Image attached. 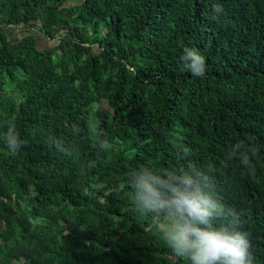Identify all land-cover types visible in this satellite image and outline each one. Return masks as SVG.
<instances>
[{
  "label": "trees",
  "instance_id": "obj_1",
  "mask_svg": "<svg viewBox=\"0 0 264 264\" xmlns=\"http://www.w3.org/2000/svg\"><path fill=\"white\" fill-rule=\"evenodd\" d=\"M70 1L0 0V264H191L135 209L142 167L208 174L264 264V0Z\"/></svg>",
  "mask_w": 264,
  "mask_h": 264
},
{
  "label": "clouds",
  "instance_id": "obj_2",
  "mask_svg": "<svg viewBox=\"0 0 264 264\" xmlns=\"http://www.w3.org/2000/svg\"><path fill=\"white\" fill-rule=\"evenodd\" d=\"M213 11L219 14L222 7L216 4ZM182 60L194 77L204 76L206 60L198 49L185 47ZM96 134L106 135L101 130ZM50 142L66 150L61 141ZM4 143L12 155L21 148L14 125L9 126ZM99 146L106 150L110 144L104 139ZM255 151L237 143L231 146L229 156L248 166ZM131 184L137 211L166 217L162 238L178 257H188L191 264H253L251 239L240 227V213L222 204L205 172L189 167L161 173L142 167L132 174Z\"/></svg>",
  "mask_w": 264,
  "mask_h": 264
},
{
  "label": "rangeland",
  "instance_id": "obj_3",
  "mask_svg": "<svg viewBox=\"0 0 264 264\" xmlns=\"http://www.w3.org/2000/svg\"><path fill=\"white\" fill-rule=\"evenodd\" d=\"M76 2H78V0H71L70 2L66 3L65 5L74 4ZM6 31H7V33H9V35L12 38H19V37H22V36L27 35L29 33H33L36 37L37 46L40 49L49 48V47L53 46L54 43H56V41L47 38L46 35L37 31L36 29H34V27H33V29L32 28L30 29V28H26L22 25H18V26L16 25V26H13L11 28H8ZM155 220L157 221L158 227L161 230H163L166 227V217H165V219H159L157 217Z\"/></svg>",
  "mask_w": 264,
  "mask_h": 264
}]
</instances>
